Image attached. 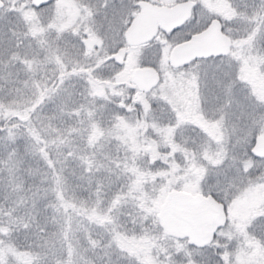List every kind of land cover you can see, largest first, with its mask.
Listing matches in <instances>:
<instances>
[{"label": "trees", "instance_id": "16d2710c", "mask_svg": "<svg viewBox=\"0 0 264 264\" xmlns=\"http://www.w3.org/2000/svg\"><path fill=\"white\" fill-rule=\"evenodd\" d=\"M240 3L243 19L256 13L247 33L262 34L256 54L264 61V0ZM49 12L46 20L24 23L12 13L0 16V264H240V251L253 256L246 264H264V206L241 225L226 221L201 247L166 236L156 218L174 177L193 171L192 162L204 169L201 192L231 202L264 170V158L250 152L256 134L242 144L207 136L188 120L177 127L170 105H142L136 96L146 92L121 66L104 57L96 67L82 34L58 31ZM225 57L176 70L210 63L198 75L208 126L230 124L244 135L256 106L243 86L242 102L230 104L236 93L221 81ZM23 80L37 87L35 98L24 107L9 105L16 93L19 100L30 95L12 87ZM55 83L61 90L49 89ZM249 161L255 169L244 171Z\"/></svg>", "mask_w": 264, "mask_h": 264}, {"label": "rangeland", "instance_id": "374dc122", "mask_svg": "<svg viewBox=\"0 0 264 264\" xmlns=\"http://www.w3.org/2000/svg\"><path fill=\"white\" fill-rule=\"evenodd\" d=\"M148 1L169 5L182 0ZM193 1L195 3V10L193 11L189 21L186 23L185 30L181 31V35H178L179 33L166 35L165 33L157 32L154 38L149 42L135 46H130L124 43V41H121L122 33L130 20L128 17L120 24L121 38L118 39V35L116 36V33L118 34V29L116 27V33H113L108 40L103 41V39L94 30V23L89 24V15L92 14V12L88 7L85 8L86 5L82 2L78 3L76 0H52L50 2L51 8L49 7L46 11H50L49 13L53 11V18L56 22V28L58 31L67 30L82 34L81 40L84 45L88 47V55L93 57L96 67L103 63L104 57L109 58L111 53H114L118 48H121L124 52L123 64L120 65L122 68L121 73L126 77V79H130L131 72L135 68H153L159 77L157 85L149 91H145L146 93L139 94L136 98L144 106L150 105L153 101H159L158 105L166 102L170 105V111H172L175 117L179 119L177 127H182L181 125L187 123L188 120L189 122L191 121L193 126H196V128L200 127V129L203 130V133H207V136L212 134L221 141L222 138L231 137V139L234 138L235 141H239L242 144L246 143V137L249 138H247L248 141H251L250 139L254 137L253 134H256L254 137L255 140L258 137L264 138V61H258V55L256 54L258 53L257 49L262 48L259 44V39L262 37V34L259 33L253 36L247 33V28L253 25V18H255L256 13H250L249 19L247 16L243 19L244 13H242V4L240 3V0ZM127 2L129 5H132V9L129 10V16L134 15L137 10L138 0H127ZM1 9L3 12L1 13L2 10L0 11V16L5 17L6 15H9V13H12L15 19L17 21L20 20L21 23L28 21V19H33L36 22L37 19L43 17V19L46 20V11L32 8L30 0H3V6ZM3 13L6 14L4 15ZM211 17H218L223 20V30L233 41V45L227 55H225V59H223L225 67L222 70L224 76L221 77V81L226 83L225 90L236 93L235 99L231 100L230 104L233 105L237 103V105H239L242 102V92H238V89L241 88L240 86H243L245 91H247L246 96L253 101V106H256L254 111L249 113L251 122L249 123L250 126L247 125L248 127H246L244 135L243 132H240L236 126L234 127L230 124L227 128H222L221 123L218 127L215 124L212 127L208 126L212 120L210 119L207 110H205V113L202 112V110L207 108L209 101L207 100V97L203 98V105H207L202 109L199 104L201 90L198 88V75L200 74L201 69L208 73L206 70H210V63L202 65L194 63L183 70H176L168 64L169 51L176 43L175 40L177 39L174 41L172 40L178 37L181 38L185 31L200 29L205 26ZM257 26L254 25L253 28ZM28 27H33V21L28 24ZM99 27L105 28V25L101 24ZM262 27L263 25L261 28ZM104 31L111 33V31ZM111 62L115 63V60L113 59ZM48 77L50 78L49 75ZM204 77L205 76H203V78ZM204 80L203 86L206 88V77ZM49 82L50 81H46L43 84L48 86ZM12 87L16 91L26 89L29 91L30 95L25 97L24 100H19V98L22 97V93H16L6 99V101L9 102V105L13 103L14 105L24 107L36 96L34 94L36 93L37 87L25 82V80L22 81L21 86ZM97 87H100L99 84H97ZM59 88L60 86L58 87L56 84V88L54 86L49 89L56 91L61 90L62 87L60 89ZM246 104L249 105V102ZM257 107H260L261 111H257L259 110ZM259 124H262V129L260 128L258 130V127H261ZM205 126L208 127H206L207 129L204 131L203 127ZM236 132H240L241 134ZM165 142L161 141L160 145L165 144ZM256 164L257 163L249 161L244 166V171H248L249 168L254 170ZM189 168H192L193 171L187 172L183 175L177 173L173 179V181L177 184L172 188L183 190L191 194L202 193L200 187V172L203 167L192 162ZM223 168L232 169L233 167L228 166ZM199 173L200 176H198ZM167 191L164 193L163 199ZM263 206L264 170L260 174H257L253 178L249 179V183H247L244 187L238 188L237 194L235 193L231 202L226 205L223 204L224 219L221 227H223V225L225 226L226 221L228 223H232L233 225H241L250 216L259 214L260 211H262L261 209ZM159 207L157 208V211ZM229 229L228 225L227 228L224 227V232H226L225 234L230 231ZM219 231L221 232V229H219ZM251 261H253V256L247 255L242 251L238 252L235 258V263L240 264H246Z\"/></svg>", "mask_w": 264, "mask_h": 264}, {"label": "water", "instance_id": "95a60500", "mask_svg": "<svg viewBox=\"0 0 264 264\" xmlns=\"http://www.w3.org/2000/svg\"><path fill=\"white\" fill-rule=\"evenodd\" d=\"M47 1L31 0L35 7ZM139 6V12L124 34L125 42L131 46L150 41L158 30L170 32L178 28L188 19L192 2L165 6L142 1ZM230 45L231 40L221 31L219 21L214 19L190 39L173 46L168 56V64L172 68H178L195 59L222 56L228 53ZM112 58L117 64H122L123 51L119 50ZM130 79L139 91H149L159 81L157 72L151 67L133 69ZM250 152L254 157L264 158V138L258 137ZM156 217L166 236L186 238L188 244L201 247L212 241L215 231L222 225L223 205L211 195L170 189Z\"/></svg>", "mask_w": 264, "mask_h": 264}, {"label": "flooded vegetation", "instance_id": "af4514ba", "mask_svg": "<svg viewBox=\"0 0 264 264\" xmlns=\"http://www.w3.org/2000/svg\"><path fill=\"white\" fill-rule=\"evenodd\" d=\"M1 1L3 3V0H1ZM51 1L52 0H48V2L45 5H47ZM76 1L78 3L82 2L84 5H86L85 8L88 7L89 10L92 12V14L89 15V17H90L89 22H90V24L94 23V28H95L94 30L103 39V41L108 40L113 33H116V29H115L116 27L118 29V34L116 33V36L118 35V39L121 38V30H120V26L121 25L120 24L128 17V19H130V20H129L125 30L123 31L122 38H121L122 39L121 41L122 42L124 41V43H126L125 42V37H124L126 29L129 27L131 21L136 17L137 13L139 12V10H140V6H139L140 2L148 1V0H138V2H137V10H136L134 15H130L131 17L129 16V12H130L129 10L132 9V5H129L127 0H76ZM186 1L192 2L191 11H190V15H189L188 19L182 25H180L177 29H174V30H172V31H170L168 33H165L166 35H168V34L171 35L173 33H176V34L179 33L178 35H181V33H182L181 31L185 30L186 23L189 21V19L192 16L193 11L195 10L194 1L193 0H182V1H179V2H177L175 4H169V5L158 4V3H154V2L148 1L151 4L166 5V6L177 5L179 3L186 2ZM30 4H31V1H30ZM45 5H43V6H45ZM41 7H39V8H41ZM32 8H34V7H32ZM0 9H1V7H0ZM214 19H217L219 21V24H220V27H221V31L223 33L227 34L223 30V25H224L223 24V20H221V18H218V17H211L209 19V21H207L205 26L201 27L200 29H198V30L191 29V30L185 31L182 34V37L184 36V38L178 40L175 44H178L180 42H183V41H186V40L190 39V37L193 34L203 30ZM101 24H104L105 28L99 27ZM104 30L111 31V33H107ZM159 33H161V31H159ZM229 38H230V36H229ZM232 45H233V41L231 39V46ZM231 46H230V48H231ZM119 50L123 51L121 48H118L114 53L110 54L109 59L113 60L112 55L117 53ZM123 58H124V52H123ZM197 60H199V59H197Z\"/></svg>", "mask_w": 264, "mask_h": 264}]
</instances>
